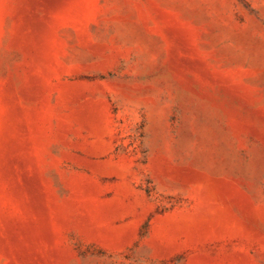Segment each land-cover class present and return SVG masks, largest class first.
<instances>
[{
  "label": "rangeland",
  "instance_id": "1",
  "mask_svg": "<svg viewBox=\"0 0 264 264\" xmlns=\"http://www.w3.org/2000/svg\"><path fill=\"white\" fill-rule=\"evenodd\" d=\"M0 264H264V0H0Z\"/></svg>",
  "mask_w": 264,
  "mask_h": 264
}]
</instances>
